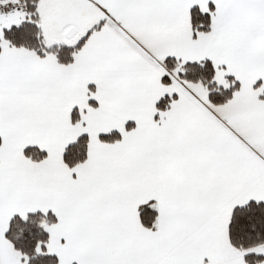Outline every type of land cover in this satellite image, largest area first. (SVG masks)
Instances as JSON below:
<instances>
[{"label":"snow or ice","instance_id":"1","mask_svg":"<svg viewBox=\"0 0 264 264\" xmlns=\"http://www.w3.org/2000/svg\"><path fill=\"white\" fill-rule=\"evenodd\" d=\"M0 264H264V0H0Z\"/></svg>","mask_w":264,"mask_h":264}]
</instances>
